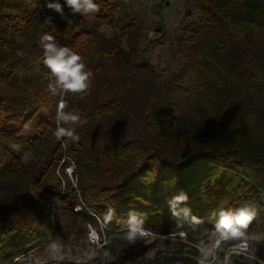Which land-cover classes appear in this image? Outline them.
Returning a JSON list of instances; mask_svg holds the SVG:
<instances>
[{
	"label": "trees",
	"instance_id": "1",
	"mask_svg": "<svg viewBox=\"0 0 264 264\" xmlns=\"http://www.w3.org/2000/svg\"><path fill=\"white\" fill-rule=\"evenodd\" d=\"M48 2L0 0V264L63 243L97 217L109 234L135 215L165 235L202 222L215 230L218 209L251 204L258 214L247 231L264 233V0H193L199 14L183 27L188 60L167 80L136 60L143 33L125 0H95L100 11L88 16L65 6L63 17ZM155 23L164 37L165 22ZM231 25L250 35L239 38ZM45 33L94 73L90 95L65 97L67 110L88 120L77 142L53 136L60 97L48 89ZM83 205L96 216L76 209ZM257 246L264 261V242ZM200 257L192 246L145 264ZM231 259L248 264L245 255Z\"/></svg>",
	"mask_w": 264,
	"mask_h": 264
},
{
	"label": "rangeland",
	"instance_id": "2",
	"mask_svg": "<svg viewBox=\"0 0 264 264\" xmlns=\"http://www.w3.org/2000/svg\"><path fill=\"white\" fill-rule=\"evenodd\" d=\"M125 1L129 12L137 20L143 33L136 60H147L152 63L159 80L169 79L188 60L190 42L183 27L198 16L196 5L193 0ZM158 6V10H154ZM158 20H163L166 24L167 33L164 37L155 31V21ZM230 29L239 38L250 35L248 29L235 25H231ZM101 31L107 36L115 32L108 24H103ZM159 38L165 39L162 45L153 42ZM122 41L126 47L125 35L122 36ZM31 155L28 151L25 160L30 159ZM73 168L72 164L66 168V172L68 178L76 182ZM76 209L96 216L94 211L86 210L84 205ZM96 219L98 225L81 223L73 234L63 243H59L62 245V252L57 258L53 259L46 250L47 245H44L21 255L24 258L21 264H145L147 260L159 254L186 252L192 246H196L201 252V248L210 247L215 242L214 229L207 222L165 235L155 232L152 228L144 227L146 234L138 237L134 243H130L124 239L128 227L109 234L102 220L98 217ZM258 252V246L255 244L252 251L255 259L248 260V264H264ZM216 254L221 260L223 259L224 255H220L219 249ZM256 258H258L257 262ZM238 260L242 262L241 258ZM7 264H14V261Z\"/></svg>",
	"mask_w": 264,
	"mask_h": 264
},
{
	"label": "clouds",
	"instance_id": "3",
	"mask_svg": "<svg viewBox=\"0 0 264 264\" xmlns=\"http://www.w3.org/2000/svg\"><path fill=\"white\" fill-rule=\"evenodd\" d=\"M50 10L64 16V7L67 6L73 14L80 16L94 15L100 11L99 5L95 0H51L46 5ZM51 17L47 18L51 22ZM71 22V21H69ZM40 43L44 50L43 63L49 70L50 80L48 89L53 95L60 97L56 113V127L53 136L57 141L65 139L71 142L80 140L77 134L78 128L84 127L88 120L76 110H67V95H78L81 99L91 94L93 88L94 73L88 67L83 56L73 51L67 46H60L56 43L54 36L45 33L40 37ZM13 150L19 151L20 145L13 144ZM178 200L184 199L183 196L177 197ZM257 209L251 204L236 209H218L213 215L215 217V230L213 236L215 242L210 247L201 248L199 264H232V256L245 255L248 260H254L252 254L254 245L264 242V233H249L247 230L257 217ZM111 219V212L108 214ZM143 220L132 216L128 222V231L124 234V239L134 243L138 237L146 234L143 227ZM230 241H239L228 248H221L222 244ZM217 249L224 252L223 259L217 256ZM50 256L55 259L62 252V245L57 241H50L46 246ZM24 258L17 256L14 264H21Z\"/></svg>",
	"mask_w": 264,
	"mask_h": 264
}]
</instances>
